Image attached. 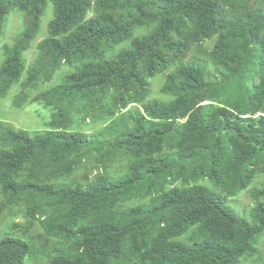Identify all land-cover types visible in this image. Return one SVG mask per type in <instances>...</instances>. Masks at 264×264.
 <instances>
[{
	"label": "trees",
	"instance_id": "obj_1",
	"mask_svg": "<svg viewBox=\"0 0 264 264\" xmlns=\"http://www.w3.org/2000/svg\"><path fill=\"white\" fill-rule=\"evenodd\" d=\"M49 5L48 38L27 85L73 71L39 95L53 111L46 130L0 121V214L13 219L15 235L0 240V264H241L256 256L264 184L249 219L230 200L264 176V0H0V46L10 18L27 19L24 42L7 48L1 97L26 73ZM159 77L161 99L153 98ZM74 103L86 104L83 122L87 105L105 115L101 135L73 131L65 106ZM125 159V169L112 168ZM84 160L105 172L73 179L92 170ZM25 204L20 224L13 216Z\"/></svg>",
	"mask_w": 264,
	"mask_h": 264
},
{
	"label": "rangeland",
	"instance_id": "obj_2",
	"mask_svg": "<svg viewBox=\"0 0 264 264\" xmlns=\"http://www.w3.org/2000/svg\"><path fill=\"white\" fill-rule=\"evenodd\" d=\"M52 18L53 10L51 8V5H49L47 14L42 19L39 36L33 42L31 48L26 52V73L24 74L22 80L19 83L15 84L8 96H0V121L8 126L13 127V129L17 131H28L31 134H38L46 130V123L52 120L53 111L52 109L45 106V104L39 98V95L42 94V92L49 91L62 84L65 80L66 75L73 71V69L65 67L57 71L52 81L50 82L38 81L37 83H35V85H27L30 73L41 63L40 44L48 38V26ZM26 32L27 19L21 15L12 16L10 18L9 24H7L4 29V33L1 39L0 81L2 67L8 59L7 48H14V46H16L17 44L24 42ZM214 44L215 42L209 44L208 46H205V48L209 52H212V50L214 49ZM164 79L165 77H159L158 79L152 81L153 98L161 99L159 92L161 90V85ZM83 107H86V104L76 105L74 103L71 106H65L74 120V123H72L73 131H83L84 133H88L91 135H101L106 129V124L104 122L105 115L102 114L101 111H90V108L87 105L86 111L89 112L90 115L87 116V121L83 122V113L79 114L78 112V109H81ZM118 123H120V121H118ZM130 125H132L131 122ZM114 135L116 134H106L103 141L105 143L111 144L116 138V136ZM84 161H86L87 163L89 162V167H91L92 170L87 171L84 170V167L80 168L75 173L73 179L83 181L84 177H86V175L88 174L94 177L97 172H105L104 166L100 165V167H98L96 161ZM126 163V159L122 161H116L112 168L123 170L127 166ZM123 176L116 178V180H120L121 178H123ZM263 184L264 176H259L248 190L244 191L238 198L233 199V201L230 200L231 205L238 214L249 219V212L257 203V201H255L252 196L253 192L256 189L261 188ZM4 201L5 196L0 190V208L1 204ZM16 210L22 211V214L13 217H15L16 221L20 222V224H24V222H26L27 220V217L25 216V213L27 212V204H25V206L23 207H17ZM12 222L13 219H7L5 215L0 214V240L6 237H15V235L11 231V225H13ZM35 230L41 232V227L38 222L36 224ZM45 262L46 261H33L34 264H45ZM241 264H264V237H262L259 242L257 255L244 259Z\"/></svg>",
	"mask_w": 264,
	"mask_h": 264
}]
</instances>
